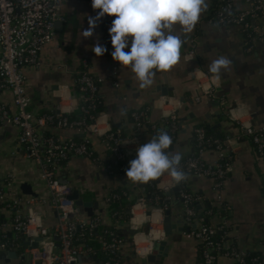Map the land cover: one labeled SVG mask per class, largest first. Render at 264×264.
Here are the masks:
<instances>
[{"label": "crops", "instance_id": "0c3cea01", "mask_svg": "<svg viewBox=\"0 0 264 264\" xmlns=\"http://www.w3.org/2000/svg\"><path fill=\"white\" fill-rule=\"evenodd\" d=\"M212 8L213 1L209 0L207 11L191 33L185 34L176 26L174 34L184 40L181 60L171 70L157 72L153 84L145 89L140 88L130 66L113 61L111 52L114 49L105 40L101 21L93 37H82L81 32L89 27L88 17L95 16L91 0L64 1L59 11L63 19L55 24L53 40L42 47L36 61L24 67L25 90L31 98L27 110L35 119L42 113H60L73 118V109L79 100L75 78L81 61L87 60L90 75L101 79L96 115L102 125L107 123L110 130L122 138L125 169L129 161L136 158L137 147L147 143L153 133L152 129L137 126L131 115L145 107L149 108L146 122L167 133L165 118L171 110L177 112L179 133L169 151L180 153L182 158L194 148L196 127L203 126L210 136L228 140L230 169L222 186L215 188L212 178L186 173L178 190L163 198L165 203L161 209L154 208L160 206L159 193L176 185L170 173L153 180L154 183L159 180L157 188H152L149 183H133L126 178L125 170L114 172L110 165L107 166L110 152L98 135L88 134L97 160L70 155L57 168V177L71 184L81 201L91 204L81 207L82 211L77 214L80 218L105 215L107 197L117 186H126L131 197H143L142 204L137 199L126 209L130 211L128 222H121L126 225L122 229L130 238L123 245V264H197L200 242L190 235L197 224L187 221L183 215L179 196L182 186L197 197L196 212L204 214L208 223L219 232H226L228 245L254 255L257 261L251 263L264 264V161L255 153L251 140L242 133V124L264 126V37L247 42L238 26L211 23ZM97 40L107 48L101 57L91 51ZM129 50L125 49L126 52ZM221 56L231 61L228 70L219 75L211 73L209 64ZM185 57H191V60H185ZM209 86H213L214 92L207 96L203 88ZM0 101L14 109L9 90H0ZM37 126L39 132L47 131L60 139H80L77 136L80 133L68 128L38 123ZM18 132L16 126L0 123V186L5 187V182H11L6 190L12 196L22 198L21 212L26 215L28 211H34L41 223L52 229L57 215L49 191L40 177L38 166L17 142ZM216 157L217 152L212 147L203 154L206 162H213ZM24 183L29 185L30 194L22 193ZM88 207H91L93 216L86 213ZM166 209L170 211L174 225L168 235L164 233L162 221ZM12 215V209L0 206V242L15 238L11 229ZM102 220L112 223L109 216ZM154 239L167 243L162 249L154 250L151 248ZM19 245L21 252L20 249L0 247V251L5 252L0 256V264H38L26 256L29 250L22 240ZM58 248L56 242L53 250L58 251ZM9 251L15 252L16 257H9ZM149 253L155 255L152 261L145 258ZM216 262L235 264L234 259L222 255ZM78 264L99 262L91 253H84Z\"/></svg>", "mask_w": 264, "mask_h": 264}, {"label": "built area", "instance_id": "2783aa9c", "mask_svg": "<svg viewBox=\"0 0 264 264\" xmlns=\"http://www.w3.org/2000/svg\"><path fill=\"white\" fill-rule=\"evenodd\" d=\"M67 0H0V90L7 89L12 94L11 106L0 101V123H9L19 130L17 142L24 148L28 158H31L40 170V177L50 194L51 204L56 212L57 220L52 229L41 223L34 211L23 214L20 210L22 198L12 196L6 190L11 182L0 186V202L12 209L11 229L15 233L13 242L17 239L43 237L44 241L38 248L29 249V257L38 264H78L82 254L92 252L91 246L82 242L86 230L97 229L99 218H80L75 214L76 204L70 198L73 192L71 184L62 181L56 175L58 167L63 165L70 155L84 156L97 160L91 146L90 136L98 135L106 145L107 150L120 162L117 171L125 170L123 161L125 149L122 138L117 132L110 130L106 123L102 125L96 115L98 107L97 90L101 79H94L89 73V63L81 61V67L75 78L78 93V103L74 107V117L66 115L42 113L37 119L27 110L31 98L25 90L26 77L24 67L36 61L42 47L50 43L55 35V24L63 19L60 14L61 4ZM213 8L209 21L224 26H238L246 41L264 37V0H212ZM99 10L95 11V15ZM115 17L105 16L101 19L104 37L111 44L108 29ZM116 74L114 68L113 75ZM204 94L213 95V86L203 88ZM199 100V97H196ZM149 108L145 107L131 113L137 126L147 118ZM168 134L173 142L179 133L178 114L171 110L168 114ZM37 123L51 125L56 128H68L80 134H86L80 139H60L55 135H45L39 132ZM155 136L160 130L151 124ZM242 133L252 142L255 153L264 161V126L256 127L250 123L242 124ZM195 145L187 156L182 158L180 167L185 173L195 176L209 177L214 180V187L220 188L230 169L231 155L227 151L228 140L207 135L204 127L194 129ZM227 142V143H226ZM208 147L217 152L213 162H206L203 154ZM109 167V164L107 165ZM158 181H149L152 188L158 187ZM183 203V215L187 221H195L196 228L190 235L200 242L201 258L197 264H218L219 255L230 257L235 264H246L247 253L227 244L226 232L222 231L219 239L215 237L217 228L197 216L195 197L184 186L179 189ZM119 194L111 192L109 199L118 198ZM142 204L143 197L138 199ZM221 229V228H220ZM79 230L82 232L78 233ZM58 238V251L53 248ZM80 240V241H79ZM78 241V242H76ZM11 241H1V248L14 247ZM123 246L121 238L112 232L100 243L104 254L102 264H120L119 250ZM137 251V248H136ZM251 262L257 258L251 257Z\"/></svg>", "mask_w": 264, "mask_h": 264}, {"label": "clouds", "instance_id": "9594fccd", "mask_svg": "<svg viewBox=\"0 0 264 264\" xmlns=\"http://www.w3.org/2000/svg\"><path fill=\"white\" fill-rule=\"evenodd\" d=\"M97 14L88 17L89 27L82 31L83 38H91L106 15L115 17L108 33L114 51L113 61L130 66L142 89L150 87L157 72H167L181 60L184 40L175 35L176 26L185 34L191 33L201 15L207 11L209 0H91ZM130 48L129 51H125ZM97 57L107 48L97 40L91 48ZM191 60V57H185ZM231 61L221 56L208 69L219 75L227 71ZM171 136L161 129L147 143L136 149V158L125 169L126 178L133 183H148L170 173L177 184L186 179L180 167L182 155L170 152Z\"/></svg>", "mask_w": 264, "mask_h": 264}, {"label": "trees", "instance_id": "16d2710c", "mask_svg": "<svg viewBox=\"0 0 264 264\" xmlns=\"http://www.w3.org/2000/svg\"><path fill=\"white\" fill-rule=\"evenodd\" d=\"M165 121H166L165 124L168 127V125H169L168 117L165 118ZM142 126L143 127L145 126L147 130L151 131V124L146 122L145 120L142 122ZM206 133H207V135L210 136V134L207 132V130H206ZM44 134L45 135H52V134L48 133L47 131L44 132ZM212 137H214V136H212ZM194 145H195V143H194ZM108 155H109V159H108L107 163H109L110 167L115 172L118 170V166L120 165V162L117 161L112 156L111 153H109ZM112 192L119 194V197L115 198V199H109L106 201L107 202L106 208H108V209H106L105 215L98 214L96 216L100 219L98 226H97V229L86 230L85 233L82 235V239H80L82 242L91 246V248H92L91 254L93 255V258H95V260L99 262V264H102L103 257H104V254L100 248V243L102 240L107 239L109 237V232H112L117 237L121 238L123 241V245L126 243L127 240L130 239L129 237H127L125 235V232H124L125 230L122 229L126 225H121V222H123V223L128 222V220L130 219V213H127L126 209L129 206H131V204L140 197V195L131 197V195H130L131 191L126 186H121V187L117 186L113 189ZM1 205H3V204L0 202V206ZM196 213H197V216L204 217V220L208 223V221L206 220V216L204 214H199L198 212H196ZM103 216L104 217L109 216L111 218L112 223L109 224L108 222L103 221L102 220L104 218ZM80 232H82V230L78 231V233H80ZM221 235H222V231L219 232L217 230L215 237L217 239H219L221 237ZM20 240H21V238L17 239L14 242L11 241L14 243V247H10V248H12V249L14 248L15 250H18V251L20 249L19 252H21L22 248L19 245ZM76 242H78V241H76ZM123 249H124V246H121V248L119 250V258L121 261L120 264L124 263V254H122ZM253 256L254 255L248 253L246 256V263L253 264L250 261V258ZM200 258H201V249H200ZM200 258H199V260H200Z\"/></svg>", "mask_w": 264, "mask_h": 264}, {"label": "water", "instance_id": "95a60500", "mask_svg": "<svg viewBox=\"0 0 264 264\" xmlns=\"http://www.w3.org/2000/svg\"><path fill=\"white\" fill-rule=\"evenodd\" d=\"M77 136L82 138V137H85L86 134H77ZM177 190H178V184L176 183V185L171 190L161 191L159 193L160 206L158 205V206H155L154 208L155 209H161V207H162L161 205H163L165 203V200L163 198L165 196H168V195H173ZM21 191L24 194H30L31 193V191L29 189V185L26 183L21 185ZM70 198H72L76 204L75 214H80V211H82L81 207L87 206V205L91 206V204L89 202H83L79 199L77 190H74L72 192V194L70 195ZM85 210H86V213L88 215L93 216L91 213V207L90 208L88 207ZM126 212L129 213L130 212L129 209L126 210ZM148 214H150V212ZM162 221L164 224V233L166 235H168L171 232V229L174 227V225L171 223L170 211L168 209H166L164 211ZM21 240H22V244L24 245V247H28L29 249H33V248H38L41 245V243L44 241V238L43 237H34L32 240H28L27 238L23 237ZM55 240L58 242L59 239L56 237ZM166 243H167L166 241H157L156 239H154L151 241V248L154 250L155 249H162L163 245H165ZM7 254L9 255V257H16L15 252L9 251ZM4 255H5V252L0 251V256H4ZM26 256L29 257L30 255L26 254ZM154 256H155L154 254L149 253L145 256V258L147 261H152L154 259Z\"/></svg>", "mask_w": 264, "mask_h": 264}]
</instances>
